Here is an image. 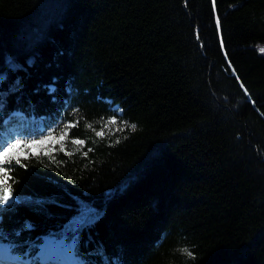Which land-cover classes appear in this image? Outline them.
I'll return each mask as SVG.
<instances>
[{"label":"trees","instance_id":"16d2710c","mask_svg":"<svg viewBox=\"0 0 264 264\" xmlns=\"http://www.w3.org/2000/svg\"><path fill=\"white\" fill-rule=\"evenodd\" d=\"M262 49L264 0H0V135L76 124L85 140L4 165L0 242L72 241L84 264H264ZM112 118L103 138L86 127Z\"/></svg>","mask_w":264,"mask_h":264},{"label":"rangeland","instance_id":"374dc122","mask_svg":"<svg viewBox=\"0 0 264 264\" xmlns=\"http://www.w3.org/2000/svg\"><path fill=\"white\" fill-rule=\"evenodd\" d=\"M109 121H115V123L107 124V122ZM116 122H117L116 119L112 118L110 120H105L101 122L96 128L95 127L93 128L92 126V130L95 133L94 137H97L96 132L101 131L102 127L104 128V133H105L104 135H109L110 133H114L115 131H117L122 126V124L116 123ZM106 124L107 126L105 127ZM65 125H68V124H61L58 127L46 129L43 132L44 134L42 136H40L39 138H35V139L23 137L22 135L14 133L13 131L2 133L0 135V145L2 146L1 151H3L4 148H6L9 144L14 143L15 141H21L22 143H20L18 146L13 147L9 150V152L7 153L9 157L17 158V157H25V156L35 155V154L51 156L53 153L60 151L59 149L61 147L65 149L64 151H60L63 153L77 152V149H79V151H83V147L85 146V140L81 139L84 141V144L82 147L80 145L71 144V140L75 138L70 137L69 135L70 130L65 128ZM64 131H67V134H68L67 138L60 141L58 138ZM49 136H51L52 138L46 139V137H49ZM41 140H44L45 143H34V144L29 143L32 141H41ZM3 178H4V175L0 174V180H3ZM59 245L62 248L61 250L56 248V246H59ZM72 245H73L72 241L57 239L56 237L48 238L43 243V245L39 248V250L36 252L34 256H30V257L27 256L23 260L20 257L12 255L11 254L12 252L10 251L9 246L5 243L0 242V264H35L36 258L51 257L53 259V256H55L56 259L54 261H51L50 264H59L62 257H59L58 254H61L60 252L63 250H67L70 254L69 257H71V259L73 258V260L77 264H84L83 263L84 260L81 257L78 258L74 256ZM48 251H51V253H49ZM47 253L52 254V255H47ZM1 255H4V258L6 260L10 258L13 260H18L19 263H16V262L5 263V261L2 260ZM66 259H70V258L66 257Z\"/></svg>","mask_w":264,"mask_h":264},{"label":"snow or ice","instance_id":"6c2138e0","mask_svg":"<svg viewBox=\"0 0 264 264\" xmlns=\"http://www.w3.org/2000/svg\"><path fill=\"white\" fill-rule=\"evenodd\" d=\"M262 51H264V49H262ZM115 121H109L107 122V124H114ZM107 124L105 125V127L107 126ZM77 126L76 124H68V125H65V128L67 129H70L72 127H75ZM86 127H92L91 125H86ZM130 127L134 130L135 129V125H130ZM104 128L102 127L101 128V131H98L96 132V136L97 137H101L103 138L104 136ZM67 131H64L62 132V134L59 136V140L62 141L64 139L67 138ZM52 137L49 136V137H46V139H51ZM20 143H22L21 141H15L14 143L12 144H9L6 148L3 149V151H0V174H3L5 177H7V173L10 172L12 170L11 167H4V165H12V162H13V159L15 160V164L17 165H20V166H23L21 164V161L19 158H15V157H9L7 155V153L9 152V150L13 147H16L18 146ZM31 144H34V143H45L44 140H41V141H32V142H29ZM71 144L73 145H80L81 147L83 146L84 144V141L81 140V139H72L71 140ZM60 151H64L65 149L63 147H61L59 149ZM77 151H79V149H77ZM88 151H92L91 148L88 149ZM72 153H69V155H71ZM85 156H87V152L83 153ZM2 183H6V179L5 180H0V184ZM5 195L3 197H0V203L2 204H8L9 200H10V196L8 195V189L5 188ZM184 252L187 253V255L191 256L192 254L190 252H187V250H182Z\"/></svg>","mask_w":264,"mask_h":264},{"label":"bare ground","instance_id":"6f19581e","mask_svg":"<svg viewBox=\"0 0 264 264\" xmlns=\"http://www.w3.org/2000/svg\"><path fill=\"white\" fill-rule=\"evenodd\" d=\"M56 248L59 249V250L62 249V248L60 247V245H59V246H56ZM50 252H51V251H50ZM60 253H61V254H59V257H62V259L60 260L61 263L66 259V257H69V256H70V254H69V252H68L67 250H63V251H61ZM1 258H2V260L5 261V263H9V262H16V263H19L17 260H13V259H10V258H9L8 260H6V259L4 258V255H1ZM55 259H56V257L53 256V260H55Z\"/></svg>","mask_w":264,"mask_h":264}]
</instances>
